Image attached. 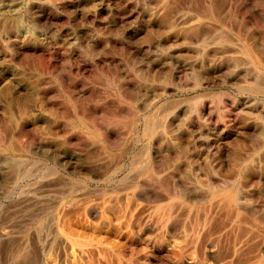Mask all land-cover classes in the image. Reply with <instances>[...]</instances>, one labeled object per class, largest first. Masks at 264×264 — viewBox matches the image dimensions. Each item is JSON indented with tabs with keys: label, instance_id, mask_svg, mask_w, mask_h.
Listing matches in <instances>:
<instances>
[{
	"label": "rangeland",
	"instance_id": "obj_1",
	"mask_svg": "<svg viewBox=\"0 0 264 264\" xmlns=\"http://www.w3.org/2000/svg\"><path fill=\"white\" fill-rule=\"evenodd\" d=\"M201 243L264 264V0H0V264Z\"/></svg>",
	"mask_w": 264,
	"mask_h": 264
},
{
	"label": "bare ground",
	"instance_id": "obj_2",
	"mask_svg": "<svg viewBox=\"0 0 264 264\" xmlns=\"http://www.w3.org/2000/svg\"><path fill=\"white\" fill-rule=\"evenodd\" d=\"M16 149V148H15ZM91 152V151H90ZM92 153V152H91ZM93 155V154H92ZM70 159H71V157H70ZM75 159V158H74ZM110 159V158H109ZM70 161V160H69ZM108 164V163H107ZM95 168V167H94ZM103 175V174H102ZM155 179V178H154ZM203 183V182H202ZM234 183V182H233ZM57 184V183H56ZM148 184V183H147ZM162 184V183H161ZM181 184V183H180ZM205 184V183H204ZM225 184V183H224ZM158 185V184H157ZM206 185V184H205ZM200 186V185H199ZM223 185H222V183H217L216 184V188H222L223 189ZM152 188V187H151ZM192 188V187H191ZM185 189H186V187H185ZM190 189V188H189ZM195 189V188H194ZM211 189V188H210ZM226 189V188H225ZM188 190V189H187ZM186 190V191H187ZM192 190H193V188H192ZM191 192V191H190ZM198 193V192H197ZM204 193V192H203ZM191 194V193H190ZM205 194H207V193H205ZM209 194V193H208ZM236 194V193H235ZM234 194V195H235ZM101 195V194H100ZM97 196V195H96ZM126 196H128V195H126ZM205 196V195H204ZM208 196V195H207ZM218 196V195H217ZM230 196H232V195H230ZM196 197V196H195ZM202 197V196H201ZM212 197V196H211ZM237 197V198H236ZM236 199H237V201H238V203L239 204H242V199L243 198H241V196L239 195V196H237L236 195ZM123 198V197H122ZM127 198H129V197H127ZM209 198V197H208ZM215 198V197H214ZM199 200H200V198H198ZM212 199V198H211ZM210 199V200H211ZM224 199H229V198H227L226 196H224L223 197V200ZM86 200V199H85ZM89 200V199H88ZM113 200V199H112ZM123 200V199H122ZM135 200V199H134ZM219 200V199H218ZM227 200H225V201H223V202H226ZM236 201V202H237ZM75 202V201H74ZM106 202V201H105ZM224 204V203H223ZM225 205H227V204H225ZM230 205V204H229ZM214 206V205H213ZM241 207H243V208H245L246 209V207L245 206H243V205H240ZM91 207H93V206H91ZM132 207V206H131ZM185 207V206H184ZM215 207V206H214ZM222 207V206H221ZM238 207V206H237ZM253 207H254V205H253ZM88 208H90V207H88ZM86 209V211H88L89 209ZM211 210L210 211H212L214 208L211 206ZM91 209V208H90ZM97 209V208H96ZM134 209H136V207L134 208ZM236 209V208H235ZM239 209V208H238ZM247 209H249V208H247ZM105 210V209H104ZM222 210H224V208L222 209ZM242 210V209H241ZM96 211H98V210H96ZM235 211V210H234ZM252 211V209L250 210V212ZM74 212V211H73ZM89 212V211H88ZM217 212V213H216ZM216 215L218 214V211L216 210ZM222 212V211H221ZM238 212V211H237ZM247 212H248V210H247ZM249 212V213H250ZM66 213V212H65ZM64 213V214H65ZM70 213V212H69ZM76 213V212H75ZM220 213V212H219ZM67 214V213H66ZM210 214V213H209ZM208 214V215H209ZM251 214V213H250ZM255 214V213H254ZM207 215V213L205 214V216ZM219 215V214H218ZM220 215H221V213H220ZM253 215V214H252ZM70 216V215H69ZM214 216H215V214H214ZM227 216V215H226ZM242 216V215H241ZM240 216V217H241ZM62 217H63V215H62ZM75 217V216H74ZM210 217H211V215H210ZM239 217V216H238ZM209 217H207V219H208ZM213 218V217H212ZM244 218V217H243ZM67 219H68V217H67ZM205 219H206V217H205ZM210 219V218H209ZM215 219V217L213 218V220ZM237 219V218H236ZM239 220H240V218H238ZM250 219V218H249ZM212 220V221H213ZM238 221V220H237ZM236 221V222H237ZM241 222V221H240ZM240 222L238 223V224H240ZM60 223H61V220H60ZM66 223V222H65ZM211 223V222H210ZM68 224V223H67ZM237 224V225H238ZM61 225V224H60ZM254 226V225H253ZM65 228V227H64ZM220 231V230H219ZM218 231V232H219ZM235 231V230H234ZM251 231V230H250ZM255 231V230H254ZM201 232V231H200ZM199 232V233H200ZM205 232V231H204ZM252 232V231H251ZM210 233V232H209ZM208 233V234H209ZM217 233V232H216ZM225 233V232H224ZM223 233V234H224ZM227 233H228V231H227ZM226 233V234H227ZM231 234V233H230ZM234 234V233H233ZM251 234V233H250ZM249 234V236L250 237H252L253 235H255V234H253L252 236ZM203 235V234H202ZM246 235V234H245ZM223 236V235H222ZM231 236V235H230ZM229 236V237H230ZM238 236V235H237ZM255 236H257V235H255ZM200 237V236H199ZM250 237H249V240H251L250 239ZM223 238H224V236H223ZM223 238H221V239H223ZM248 239V238H247ZM255 239V238H254ZM197 240V239H196ZM204 240V239H203ZM207 240V239H206ZM212 240H216V238L215 239H212ZM224 240V239H223ZM231 240V239H230ZM210 241H211V239H210ZM226 241H227V238H226ZM257 241V240H256ZM255 241V242H256ZM261 241V240H260ZM192 242H194V241H192ZM202 242V241H201ZM204 242H205V240H204ZM213 241H211V243H212ZM222 242V241H221ZM220 242V243H221ZM244 242V241H243ZM217 243V242H216ZM236 245H237V240H236ZM257 243V242H256ZM194 244V243H193ZM204 244V243H203ZM226 245H227V243H225ZM224 244V245H225ZM245 244H247V243H245ZM60 245V244H59ZM222 244H214V245H211V247H213V249H211L210 251H207L206 250V246H204V245H202V243H201V245H199L198 244V246L196 245L195 247H194V256L191 258V260L188 262L189 264H226V262L223 260V259H225L224 257H223V253H224V251L223 250H225V247L226 246H224V248L221 246ZM231 245V244H230ZM229 245V246H230ZM236 245H235V247H236ZM249 245V244H248ZM254 246L256 245V244H253ZM228 246V247H229ZM242 246H244V245H242ZM241 246V247H242ZM247 246V245H246ZM250 246V245H249ZM252 246V245H251ZM250 246V247H251ZM257 246H259V245H257ZM257 246H255L254 248H253V246L251 247L252 249H254V250H251V252L252 253H250V252H247L249 255H248V257L246 256V259H243L242 257L244 256L243 254H241L240 255V253H241V248L239 249H237L235 252H234V255H233V258H232V260H230L231 262H237L236 264H261V262L259 261V255H258V253L259 252H257L256 251V247ZM248 247V246H247ZM232 248V247H231ZM161 249V248H160ZM229 248H227V250H228ZM244 249H246V250H244ZM243 250L244 251H249L247 248H244ZM57 250V249H56ZM242 250V251H243ZM161 251H162V249H161ZM243 251V252H244ZM258 251H259V249H258ZM61 252V251H60ZM157 252V251H156ZM155 252V253H156ZM228 252L230 253V249L228 250ZM228 252H226L227 254V256H228ZM185 253V252H184ZM190 253V252H189ZM193 253V252H192ZM232 253V252H231ZM230 253V254H231ZM247 253L245 254V252H244V254L245 255H247ZM261 253V252H260ZM60 254V253H59ZM232 255V254H231ZM243 255V256H242ZM225 256V255H224ZM226 256V257H227ZM223 257V258H222ZM230 257V256H229ZM242 258V259H241ZM182 259V258H181ZM144 260V259H143ZM145 261H147V260H145ZM188 261V260H187ZM263 262V261H262ZM146 263V262H145ZM170 263V262H169ZM227 264H229L228 262H227ZM234 264V263H233ZM263 264V263H262Z\"/></svg>",
	"mask_w": 264,
	"mask_h": 264
}]
</instances>
